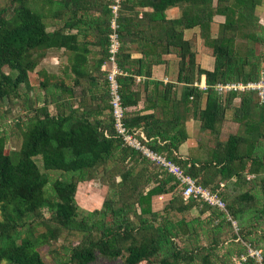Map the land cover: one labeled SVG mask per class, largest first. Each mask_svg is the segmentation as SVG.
I'll list each match as a JSON object with an SVG mask.
<instances>
[{"label":"trees","instance_id":"trees-1","mask_svg":"<svg viewBox=\"0 0 264 264\" xmlns=\"http://www.w3.org/2000/svg\"><path fill=\"white\" fill-rule=\"evenodd\" d=\"M65 1L72 9V16L66 18L63 29L58 31H47L46 20L50 13L47 6L52 4V0H39V4L32 3L31 0H11L14 8L10 18L7 17L8 9L0 11V113L5 99L18 98L21 86H30V73L38 66L35 53L52 48H64L75 53L71 68V74L76 78L73 80L76 84L73 92L69 86L61 85L63 81L59 89L62 93L70 92L72 98L80 103L86 101L80 79L92 76L88 73L86 56L83 55L88 50L80 46L82 44L78 39L79 35L83 34L82 27L86 25V21L78 17L84 2ZM213 1L155 0L151 4L156 12L155 20L165 25L169 39L166 50L170 48L181 58L178 80L187 85L182 96L183 107L193 110L202 123V129L209 134L219 133L218 127L225 120L226 111L231 109L237 98L241 100L235 112L236 120L248 115L252 105L264 108V104L257 102L253 93L222 96L214 90L218 83L260 79L264 70L261 63L254 65L247 77H242V66L248 58L235 59V54L232 53V45L243 30L239 22L243 17H256L254 13L259 0H217L216 8ZM112 2L113 0H107L100 9L102 16L93 19L95 24L103 28L104 33L103 39L100 40L104 59L99 63L98 69L104 78L105 88L101 97L95 99L99 104L96 103V106L90 107V110L81 116L77 115V111L62 116L52 115L47 107L42 109L43 116L35 117L27 124L19 152L7 153L6 140L0 136V262L43 264L37 244L28 238H24L20 244L17 240L20 238V228L25 226L27 221L43 216L44 209L67 231L100 232L98 238L91 239L88 243L82 242L70 251V260L76 264H91L96 260V251L108 259L121 258L126 251L127 255L121 264H193L196 248L182 249L175 239L186 234L185 227L186 231H192L199 226L203 230H211L213 241H217V237L220 238L229 228H234L229 216L240 225V233L233 230L234 241L240 236L242 239L247 238V233L258 234L259 225L253 224L256 221L251 218L247 219L245 208L240 204L241 200L252 201L255 198L251 193L252 188L236 196L238 199L231 198V195H237L234 193L237 183L245 179L247 168V172L255 175L264 167L263 151L258 145V140L252 139L250 142L242 135L231 134L225 142H219L217 139L213 158L209 161L180 158L177 152L180 145L187 140L186 133L181 128V121L177 124L180 128L169 135L167 129L170 124L166 125L167 121L163 118L156 114H135L133 108L138 104L139 96L133 91V74L129 73L124 64L128 61V55L124 54L123 46L120 48L118 62L124 74L118 78V82L127 109V126L131 130L143 127L144 133L151 139L147 143L150 149L181 166L186 174L195 178L205 188L216 191L223 183L221 197L226 203V211L197 199L186 201L173 174L141 152L126 146L123 139L117 135L110 104L109 83L106 73L100 70L108 58ZM127 2L128 0H123L119 15L121 43L122 26L126 17L123 9L127 7ZM178 3L187 4V13L180 19L167 20L165 10ZM245 11L251 14L246 16ZM215 14L226 16V22L222 25L218 38L210 41L215 57L214 69L210 71L198 66L192 45L182 40V33L179 31L180 28L200 26L202 34L207 35ZM66 29H77L79 32L67 33L64 32ZM5 66L10 72L4 70ZM140 73L137 71L134 74ZM48 78L46 73L40 80L43 88H49ZM202 78L204 84L208 85L206 91L194 87V83ZM204 96L206 103L202 109L200 105ZM164 141L166 143H163ZM242 146H245L244 151L241 150ZM38 157L41 158L44 171L35 161ZM101 166H115L105 182H101V186H108L110 193L104 199L101 209L86 213L88 218H92L91 223L85 218L79 221L78 218L83 215L84 209L76 200L78 186L94 179V172ZM49 172H59L63 178L59 177L52 182ZM262 181L264 188V179ZM50 185L51 191L48 190ZM167 193H172V198L161 211L153 212V197ZM235 203L240 205L236 210ZM193 210L198 212L196 217L189 216ZM176 216L180 219L175 220ZM186 217H189V221L184 220ZM208 225H211V229ZM48 234L54 235V230H49ZM43 237L48 236L46 234ZM246 240L253 241L250 237ZM206 249L208 252L203 257L202 264H211L209 256L214 249ZM257 263L251 257L245 262Z\"/></svg>","mask_w":264,"mask_h":264},{"label":"rangeland","instance_id":"rangeland-1","mask_svg":"<svg viewBox=\"0 0 264 264\" xmlns=\"http://www.w3.org/2000/svg\"><path fill=\"white\" fill-rule=\"evenodd\" d=\"M52 4L47 6V10H50L49 18L46 20L47 31H58L63 29L67 17L72 16V9L68 7L65 0H52ZM65 1V2H64ZM91 1L83 0L81 10L78 12V17L86 21V25L82 27L83 34H80L78 39L82 44L81 47H86V52L83 54L86 56L87 64L86 68L88 73L92 77L86 76L81 78L80 81L83 85L85 92L84 103H80L78 100L72 98L67 93H62L59 89L61 85L69 86L72 90L75 87L74 79L75 75L71 74L72 65L74 61L75 53L66 49L52 48L48 50H41L35 53V58L38 59V66L30 73V86L22 85L18 98L5 99L3 101V108L1 110L0 119V136L4 137L5 151L7 153L19 152L21 150L24 133L26 131L27 124L35 117H42L41 110L47 107L48 111L52 115H69L73 111H77V115H84V113L90 110V107H94L99 102L95 99H99L104 93V78L99 73V63L103 61L104 54L103 48L100 46V40L103 39V28H100L93 20L96 12L92 14ZM32 3L39 4V0H31ZM13 5L11 0H0V11L8 9L7 17L13 15ZM251 14L245 11V15ZM68 19V18H67ZM240 27H243L240 35L238 34L235 44L232 45V53L236 58H248L246 64L242 66V77H247L249 72L254 68V65L261 63L264 66V36L258 32L257 17L242 18L239 22ZM92 25V26H90ZM67 33H78L77 29L71 31L70 29L64 30ZM85 33V34H84ZM206 46V45H205ZM96 49V50H95ZM95 50V51H94ZM211 52V51H210ZM58 59V60H57ZM6 72H10L7 66L4 67ZM101 70V68H100ZM48 73L49 78L47 83L50 84L49 88H43L40 85V80L44 74ZM63 81V84H61ZM61 84V85H60ZM80 87V86H79ZM61 98V100H59ZM57 99L59 102H57ZM97 103V104H96ZM240 106L239 102H234L229 112V121L231 122L229 130L225 129L224 137H228L231 134L242 135L250 142L252 139L258 140V145L261 148L262 157L264 158V108H258L251 106L249 108V114L245 115L243 119L236 120L235 112ZM204 147V146H203ZM205 150V148H204ZM241 150H245V146L241 147ZM205 159L209 156L206 150L203 152ZM195 156L201 158L198 153ZM208 156V157H207ZM38 166L44 171L42 167L41 158L35 159ZM115 166L105 168L101 166L92 176L94 179L89 182L82 183L78 186L76 194V200L78 205L84 209L83 215L79 216V221L85 218L91 223L92 218H88L86 213L88 211H94L101 209L104 199L110 193L107 185L101 186L105 182L107 176H110ZM247 170L244 174L245 179L241 182L238 181L237 188L234 193L237 195H231V198L239 196L252 188L251 193L255 195L252 201L241 200L240 204L245 208L247 219H252L253 224H258L257 235L246 234L247 238L250 237L253 241L246 240L238 237L237 241H234L235 237L233 233H240V225L237 220H234L237 224L238 230L234 227L232 230L226 231L220 238L217 237V241H213V233L211 230H203L197 226L192 231H186L182 238L175 239L178 246L182 249L193 250L195 252V262L193 264H202L203 257L207 254L206 248H213L214 251L211 254V264H245L246 261H240L249 255V248L261 250L264 254V167L259 170L255 175L250 174ZM51 181H55L57 178H63V175L59 172H49ZM250 179V180H248ZM245 180V181H244ZM102 182V183H101ZM241 184V185H240ZM51 185L48 186V190L51 191ZM237 198V197H236ZM233 199L231 201H233ZM238 199V198H237ZM240 205L235 203L234 210L238 209ZM258 214H257V213ZM43 216H38L35 219H31L25 223V226L20 228V238L17 243L20 244L24 238H28L37 244V250L39 251L43 264H76L70 260L71 250L82 242L88 243L91 239H96L100 236V232L95 230L90 233H76L63 229L60 227L50 212L45 209L42 210ZM198 212L193 210L190 213V217L197 216ZM256 216V217H255ZM96 217H94L95 219ZM186 217L184 220H188ZM2 214L0 211V220ZM180 219L176 216L175 220ZM211 229V225H208ZM233 227V225L231 226ZM49 230H54V235L48 234ZM234 230V232H233ZM47 234V238L43 235ZM243 240V242H242ZM239 242V243H237ZM127 255L124 251L121 258L108 259L96 251V260L91 264H121ZM238 255V256H237ZM235 259V260H234ZM257 264H264V258L262 261H257ZM0 264H12L6 261H1ZM145 264V263H142ZM186 264V263H183Z\"/></svg>","mask_w":264,"mask_h":264},{"label":"crops","instance_id":"crops-1","mask_svg":"<svg viewBox=\"0 0 264 264\" xmlns=\"http://www.w3.org/2000/svg\"><path fill=\"white\" fill-rule=\"evenodd\" d=\"M85 1L90 2V0ZM154 2L155 0H128L127 7L123 9L126 17L122 26V46L124 54L128 55V61L124 64L129 69V73L133 74L135 79L133 91L137 92L139 96L138 104L134 106L133 110L137 115L156 114L163 118L164 121H167L166 125L170 124L167 129L169 135L174 134L180 128L177 124L181 121V125L183 124L181 128L184 129L187 140L179 147L177 152L179 157L184 160L209 161L213 158L217 139L219 142H225L230 136L225 138L224 132L225 129L229 130L231 125L228 117L231 109L226 111L225 120L218 127L219 133L209 134L202 129V123L198 116L194 115L193 110H190V107H183L182 96L187 85L178 80L181 58L170 48L168 51L166 50L169 39L163 22L155 20L156 12L151 6ZM106 3L107 0H92V14L96 12L98 17L102 16L100 9ZM217 4L218 1L214 0V8L217 7ZM164 13L167 20L180 19L184 13H187V4H175L167 8ZM254 14L257 17V31L264 36V0H259ZM225 22L226 16L215 14L207 35L202 34L200 26L180 28V31L178 29L179 33H182L180 35L182 40L192 45V50L196 53L197 64L203 69L210 71L214 69L215 57L210 41L218 38ZM137 71L141 73L134 74ZM125 73L127 74V72ZM203 79L202 82H195L194 87L196 84L205 85ZM205 103L204 96L200 105L202 109L205 108ZM138 130L144 133L143 127H139ZM163 130L165 132V129ZM145 136L147 137L146 134ZM147 139L151 141L148 137ZM204 148L207 155H210L208 159H205V155H203ZM195 153H198L201 158L195 156ZM148 190L149 188L146 189V191ZM172 195V193H167L154 196L152 211H161Z\"/></svg>","mask_w":264,"mask_h":264},{"label":"built area","instance_id":"built-area-1","mask_svg":"<svg viewBox=\"0 0 264 264\" xmlns=\"http://www.w3.org/2000/svg\"><path fill=\"white\" fill-rule=\"evenodd\" d=\"M122 2L123 0H113L110 5L112 19L110 24L111 31L109 34L108 58L101 66V71L106 73V78L109 83V92L111 95L110 104L113 111L117 135L123 139L126 146L141 152L144 156L173 174L179 182L183 198L186 201L197 199L208 205L219 208L220 210L226 211V203L221 197V188L224 187L223 183H221L220 188L216 191L205 188L199 184L195 178L186 174L181 166L150 149L147 146L149 141L145 134L140 130H131L125 122L127 109L124 106L122 95L120 93V84L118 82V78L124 74L118 62V55L122 46L119 23ZM196 86L203 91L208 90V85L206 84H196ZM214 90L222 96L253 93L257 102L264 104V70L258 81L218 83L214 86ZM236 100L240 102L241 98H237ZM229 219L232 221L236 230H238L236 222L230 216ZM248 257H251L256 261H262L263 253L261 250L249 248ZM242 261H247V257H244L240 263H242Z\"/></svg>","mask_w":264,"mask_h":264}]
</instances>
